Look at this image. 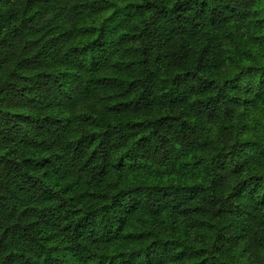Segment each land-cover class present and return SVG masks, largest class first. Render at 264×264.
I'll return each mask as SVG.
<instances>
[{"label":"trees","instance_id":"trees-1","mask_svg":"<svg viewBox=\"0 0 264 264\" xmlns=\"http://www.w3.org/2000/svg\"><path fill=\"white\" fill-rule=\"evenodd\" d=\"M0 264H264V0H0Z\"/></svg>","mask_w":264,"mask_h":264}]
</instances>
